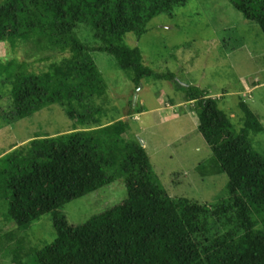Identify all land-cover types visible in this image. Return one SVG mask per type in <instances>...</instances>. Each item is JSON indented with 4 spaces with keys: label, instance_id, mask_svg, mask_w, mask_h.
Returning <instances> with one entry per match:
<instances>
[{
    "label": "trees",
    "instance_id": "1",
    "mask_svg": "<svg viewBox=\"0 0 264 264\" xmlns=\"http://www.w3.org/2000/svg\"><path fill=\"white\" fill-rule=\"evenodd\" d=\"M188 1L0 0V42L16 47L34 40L51 52L42 60H52L40 73L27 60L0 62V98L6 90L14 107L9 120L59 105L75 122L70 132L36 136L0 158V216L27 231L52 213L56 231L40 248L27 249L24 237L16 247L6 245L11 264L33 258L34 264H264V155L251 141L264 124L242 100L243 124L235 130L214 84H180L174 73L146 65L142 49L126 42L128 33L141 39L155 17L173 18ZM229 1L264 33V0ZM81 24L95 29L99 46L81 39ZM97 51L113 55L137 90L146 78L169 80L197 103L198 129L228 176L226 196L207 204L167 192L145 145L125 137L131 133L125 114L111 112L114 99L92 56ZM117 179L128 189L120 204L78 225L61 213ZM5 236L10 243L16 237L0 235V246Z\"/></svg>",
    "mask_w": 264,
    "mask_h": 264
},
{
    "label": "rangeland",
    "instance_id": "2",
    "mask_svg": "<svg viewBox=\"0 0 264 264\" xmlns=\"http://www.w3.org/2000/svg\"><path fill=\"white\" fill-rule=\"evenodd\" d=\"M149 28L141 39L134 32L126 36L128 45L142 49L146 65L156 71L174 73L180 84H214L217 89H213V95L224 104L235 130H240L243 124L242 100L264 124V33L229 0H189L176 9L173 18L166 14L157 16ZM78 34L92 46L101 43L89 24H81ZM49 54L39 50L34 40L21 41L16 47L0 42V62L27 60L30 69L38 73L51 65L52 60H42ZM92 56L114 99L111 112L118 108L125 114L123 120H129L131 125V133L125 137L132 136L145 145L157 179L167 192L173 197L207 204L226 196L228 176L216 165L213 151L198 129L197 103L178 92L169 80L146 78L137 90L113 55L97 51ZM8 87L2 85V91ZM5 91L0 98V158L36 136H56L74 130L75 122L59 105L17 121L9 120L14 107ZM134 106L142 110L135 112ZM251 141L264 155V132L252 133ZM127 195L124 180L117 179L68 202L61 213L78 225L120 204ZM11 231L16 237L11 243L6 236L2 240L0 264H11L12 257L5 253L6 245L16 247L21 237L25 238L27 249L40 248L53 240L56 235L53 214L44 215L27 231L14 228L0 216V235ZM30 263H35L34 258Z\"/></svg>",
    "mask_w": 264,
    "mask_h": 264
}]
</instances>
